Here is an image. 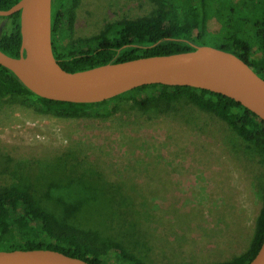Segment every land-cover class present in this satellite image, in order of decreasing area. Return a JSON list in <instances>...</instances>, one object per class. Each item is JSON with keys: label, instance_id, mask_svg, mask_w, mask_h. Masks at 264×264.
I'll return each instance as SVG.
<instances>
[{"label": "rangeland", "instance_id": "1", "mask_svg": "<svg viewBox=\"0 0 264 264\" xmlns=\"http://www.w3.org/2000/svg\"><path fill=\"white\" fill-rule=\"evenodd\" d=\"M155 6L79 0L71 44L78 50L108 24L148 16ZM240 16L232 23L217 8L204 44L234 48L226 27L245 31L249 16L262 21L264 4ZM12 30L13 19L0 16V34ZM248 42L252 57L262 58L264 45ZM81 175L128 199L129 223L100 228L102 247L120 242L147 264L242 263L264 203V136L246 140L220 115L193 105L74 117L41 112L22 97L0 98V188L26 187L55 211L92 195L87 185L79 192Z\"/></svg>", "mask_w": 264, "mask_h": 264}, {"label": "trees", "instance_id": "2", "mask_svg": "<svg viewBox=\"0 0 264 264\" xmlns=\"http://www.w3.org/2000/svg\"><path fill=\"white\" fill-rule=\"evenodd\" d=\"M20 0H0L1 9H9ZM156 6L148 16L120 19L108 24L100 33L87 38L82 47L75 50L70 39L73 33L75 9L79 0H51V37L55 57L67 71L76 72L107 63L131 60L139 57L168 55L195 50L204 44L207 25L217 8L226 13L231 22L242 18L240 13L253 11L264 0H154ZM216 8L212 7V4ZM211 4V5H210ZM221 8V9H219ZM246 20V29L235 31L226 27L227 42L219 48L232 51L256 67L264 76L263 57H252L248 50L249 36L264 45V19L253 16ZM13 19L11 33L0 34V49L13 57H20L22 36L20 12ZM248 33V39L244 34ZM79 42V41H78ZM205 45V44H204ZM218 47V46H215ZM264 47V46H263ZM25 98L29 105L41 112L82 117L90 112L109 117L126 109L146 111L153 107L193 105L203 111L218 114L243 138L258 141L264 136V120L226 95L190 86L148 84L121 91L110 99L97 103L57 101L41 97L31 91L8 68L0 64V98ZM70 176L67 172H62ZM71 177V176H70ZM77 187L85 195L79 201H71L55 211L41 205L28 188H0V250L47 248L85 259L95 264H147L135 252L120 242L111 240L108 247L99 241L100 228L118 223L128 224V199L99 182H86L81 175ZM86 213V215H85ZM95 228L90 227L91 225ZM89 227V228H88ZM264 241V203L257 219L252 242L242 255V263L221 261L205 264H248Z\"/></svg>", "mask_w": 264, "mask_h": 264}, {"label": "water", "instance_id": "3", "mask_svg": "<svg viewBox=\"0 0 264 264\" xmlns=\"http://www.w3.org/2000/svg\"><path fill=\"white\" fill-rule=\"evenodd\" d=\"M48 3L46 31L39 18ZM20 12V57L0 49V64L10 69L31 91L57 101L97 103L141 85L164 84L207 89L240 102L264 120V77L232 51L210 45L195 50L139 57L70 72L55 57L51 37V0H20L0 16ZM114 82L125 87L116 90ZM263 96L255 98L247 89ZM0 264H95L64 252L47 249L0 250ZM248 264H264V241Z\"/></svg>", "mask_w": 264, "mask_h": 264}, {"label": "bare ground", "instance_id": "4", "mask_svg": "<svg viewBox=\"0 0 264 264\" xmlns=\"http://www.w3.org/2000/svg\"><path fill=\"white\" fill-rule=\"evenodd\" d=\"M49 12V6L48 3L44 6L40 18H39V26H40V31L45 34L46 31V20ZM113 86L116 90L122 89L125 87V83L123 82H114ZM248 91L257 99H263V96L260 95L257 91L253 90L250 87H247Z\"/></svg>", "mask_w": 264, "mask_h": 264}, {"label": "flooded vegetation", "instance_id": "5", "mask_svg": "<svg viewBox=\"0 0 264 264\" xmlns=\"http://www.w3.org/2000/svg\"><path fill=\"white\" fill-rule=\"evenodd\" d=\"M253 68H254V69H255V70L258 72V70L256 69V67H255V66H254ZM259 74H260V73H259ZM261 75H262V74H261ZM262 76H263V75H262ZM263 77H264V76H263Z\"/></svg>", "mask_w": 264, "mask_h": 264}]
</instances>
